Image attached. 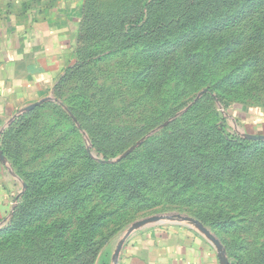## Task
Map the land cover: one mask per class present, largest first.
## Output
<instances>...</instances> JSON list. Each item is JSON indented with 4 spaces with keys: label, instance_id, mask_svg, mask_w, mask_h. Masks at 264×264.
<instances>
[{
    "label": "rangeland",
    "instance_id": "1",
    "mask_svg": "<svg viewBox=\"0 0 264 264\" xmlns=\"http://www.w3.org/2000/svg\"><path fill=\"white\" fill-rule=\"evenodd\" d=\"M148 2L0 0L5 11L64 13L78 27L75 62L40 105L0 134L1 155L19 184L0 223V264H119L120 242L153 217L161 220L140 229L180 221L199 231L184 219L194 220L218 240L227 264H264V144L256 157L243 154L264 142L253 138L264 136V0H200L191 9L192 0H158L147 13ZM209 3L210 12L200 8ZM115 15L127 25L141 22L117 52L108 50L118 44L111 31L81 38ZM190 15L194 23L184 21ZM195 25L200 42L188 62L172 53ZM232 136L243 147L233 142L222 153ZM180 145L191 151L188 170L173 176L171 167L185 165L171 158ZM235 162L244 176L204 179ZM24 177L38 205L12 218ZM132 179L141 181L136 191ZM219 210L224 228L206 217L217 221Z\"/></svg>",
    "mask_w": 264,
    "mask_h": 264
},
{
    "label": "crops",
    "instance_id": "2",
    "mask_svg": "<svg viewBox=\"0 0 264 264\" xmlns=\"http://www.w3.org/2000/svg\"><path fill=\"white\" fill-rule=\"evenodd\" d=\"M42 16L32 8H0V134L25 108L50 95L75 62V18L57 12ZM15 180L0 152V223L9 215L10 196L19 186ZM151 226L130 234L119 264H223L214 245L195 227L180 221Z\"/></svg>",
    "mask_w": 264,
    "mask_h": 264
},
{
    "label": "trees",
    "instance_id": "3",
    "mask_svg": "<svg viewBox=\"0 0 264 264\" xmlns=\"http://www.w3.org/2000/svg\"><path fill=\"white\" fill-rule=\"evenodd\" d=\"M199 1L200 0H192V2L189 4V6H190V9L193 7V5H199ZM206 2H208L209 0H205ZM214 2L215 3H217L218 2V0H214ZM222 2H223V0H222ZM226 2L228 3V0H226ZM157 3H159L158 2V0H150V2H148V3H146V5L144 6V8H146V10H147V13H149V11H150V9H152L153 8V6L154 5H156ZM212 3H209L208 5H203V6H201L200 8H202V9H204V10H206V12L207 11H211L212 9H214L215 8V5H211ZM198 9V8H197ZM196 9V10H197ZM238 13H240V12H238ZM218 14V13H217ZM198 17V16H197ZM119 18L120 17H118L117 15H115L114 16V19L115 20H113V21H107V20H105L104 22H103V26H100L99 24H101V23H99V24H96V25H94V27L93 28H95V30H96V33L94 32V33H92V31L89 33L88 32V34H87V30L82 34V37L81 38H86V37H90L89 39L90 40H94L95 39V37H97L98 35H99V33L101 32V31H108L109 33H110V31H111V33H110V36H113V38H115V39H117L118 40V44L117 45H115V47H110V48H108V50H110V51H112V52H117L119 49H121L122 48V46H125L127 43H129L130 41H132V40H134L135 38H134V36H133V34H132V30L137 26V24L139 25L141 22H140V20H137V21H135V23L133 22V19L132 18H129V21H127V22H130V24L129 25H127L126 23H123V22H121L120 20H119ZM196 19V17L195 16H187L186 17V19L184 20V21H189V22H191V23H194V20ZM235 19H237V18H235ZM87 21V20H86ZM207 21V19H205V22ZM140 22V23H139ZM178 22H179V20H177V21H174L173 23H172V25L174 24V25H176V24H178ZM233 22H236V23H238L239 21H233ZM180 23V22H179ZM147 24V22H145L144 23V25H146ZM173 25V26H174ZM221 25V28L223 27H228L229 26V22H227L226 24L224 23L223 24V26H222V23L220 24ZM219 25V26H220ZM182 26H184V24H182ZM205 26V25H204ZM177 30H178V28H176ZM188 29V28H187ZM196 30H199L198 29V27H197V25H195L194 27H192L191 29H190V33H189V35H185V34H181L180 35V37H177L176 38V40L177 39H179L178 40V44L177 45H179L180 46V40H185L184 41V44H183V47H182V49H180L181 47H178V49H179V51H173V55H179L180 57H184L185 59H186V61H192V59H193V57H195L196 55H197V50H198V46H199V40L197 41V39H195V38H193V36H192V34H193V32L194 31H196ZM179 31V30H178ZM180 31H184V29L183 30H180ZM179 31V32H180ZM92 33V34H91ZM185 38V39H180V38ZM80 38V39H81ZM227 45L229 44V46L231 47L232 45H234V40H230V42H228V43H226ZM196 52V53H195ZM234 52V51H233ZM87 54H86V57H84L87 61H89V62H91L93 59H95V52L94 53H88V52H86ZM232 53V52H231ZM172 55V56H173ZM185 55V56H184ZM162 56V55H161ZM163 56H164V54H163ZM157 58H158V56H157ZM84 59V60H85ZM185 61V62H186ZM76 65H78V63L76 64ZM182 65V64H181ZM252 69H250L249 71H251ZM21 117H25V114L24 115H20V116H18V117H16L12 122H11V124H10V128L11 127H13V125L19 120V118H21ZM219 134H221V132L219 131ZM195 140V139H194ZM219 141L221 142L222 141V139H220L219 138ZM233 142H238L239 144H236V146L237 147H243V144H242V140L241 139H238V138H236V137H234V136H232V138H231V140L230 141H226V145H225V148L224 147H222L221 146V152L222 153H224L231 145H232V143ZM240 143H241V145H240ZM253 144L256 146L255 147V149H253L252 151H244L245 153H243L244 154V156L245 157H248V158H250V157H256V155H259L260 153H261V151H262V149L263 148H258V146H257V144H264V142L263 143H261V142H253ZM244 149V148H243ZM98 152H100V151H98ZM191 151H188L187 149H186V146H183V145H180L179 146V148L177 149V151H176V153H174L173 154V156L171 157V155H168L169 157L168 158H172V159H182V162H184L185 163V165L184 166H182V168L180 169V167L179 168H176V169H174V167H171L170 169L172 170V174H173V176H180V175H182L186 170H188V162H187V160H186V154H188V153H190ZM260 152V153H259ZM165 154H168L167 152H165ZM184 154V155H183ZM183 155V156H182ZM151 161H157V162H162L163 160L162 159H160V160H156V159H154V160H151ZM180 162V161H179ZM59 163H61V164H63L64 166L65 165H67L68 163H69V161L67 160V159H61V161L59 162ZM243 167H245L246 166V163H243ZM240 165H239V163L238 162H235V163H233V167H226V166H224L225 168V170L224 169H218L214 174H213V172L212 171H207V172H204L203 174V177H204V179H209L211 176H215V177H217V178H220L221 176H223L224 174H225V171L227 172V174H230L232 177H234V176H236V177H238V178H240L241 176H244L242 173H241V169H240V167H239ZM96 167V166H95ZM93 165H90V168L92 169V168H95ZM186 173H187V171H186ZM169 175H170V172L168 173ZM86 180V179H85ZM24 181L26 182V191H25V193H24V195L22 196V199H23V201L21 202V199H20V196H19V198L17 199L18 201V204H16V206H15V208H14V212H13V216H12V218L17 214L16 212H18V210H19V212H21V211H23V212H21V213H24V212H29V211H31V210H33L34 208H36V206L38 205V203L36 202V200L34 199V200H32V199H30V197H29V195H28V191H29V189H31V183H30V181H29V177H24ZM87 182V186H89L90 185V182L87 180L86 181ZM112 183H114V186H118V183H117V181H116V179L115 180H113V182ZM140 183H141V181H139L138 179H132L131 180V182L129 183V186H134V188H135V191L139 188V185H140ZM261 188L262 189H264V186H261ZM90 215H88L87 216V219H88V217H89ZM215 216H216V220L217 221H212L211 220V217H209V216H206L207 217V219H208V221L210 222V223H212L213 225H215L216 227H218V228H224V227H226L227 226V217L224 215V213L221 211V210H219L218 212H216V214H215ZM89 219H91V216L89 217ZM12 220V219H11ZM198 221H200L202 224H205V222H203L202 220H198ZM214 222H217L216 224L214 223ZM0 237H4V235H0ZM236 260H234L232 263H230V264H233L234 262H235ZM262 261L264 262V259L262 258Z\"/></svg>",
    "mask_w": 264,
    "mask_h": 264
},
{
    "label": "water",
    "instance_id": "4",
    "mask_svg": "<svg viewBox=\"0 0 264 264\" xmlns=\"http://www.w3.org/2000/svg\"><path fill=\"white\" fill-rule=\"evenodd\" d=\"M42 102V101H41ZM40 105V102L34 104V105H31L27 108H25L23 110V112H26V111H30L32 109H34L36 106ZM254 139L256 140H264V136H255L253 137ZM25 186V185H24ZM161 220V218L159 217H153V218H150V219H146V220H143V221H139L137 223H135V225L133 226L130 234L132 232H134L136 229H140L142 228L143 226H146V225H149V224H153L155 222H159ZM186 221H191L198 229L199 231L215 246L217 252H218V255H219V259L220 261L223 263V264H227L225 258L223 257V254H222V247L220 245V243L218 242V240L206 229L204 228L200 223H198L197 221H194V220H190V219H184ZM128 234L127 236H125V238L120 242V244L118 245L117 247V250H116V254H120L121 250H122V247L127 239V237L130 235Z\"/></svg>",
    "mask_w": 264,
    "mask_h": 264
}]
</instances>
